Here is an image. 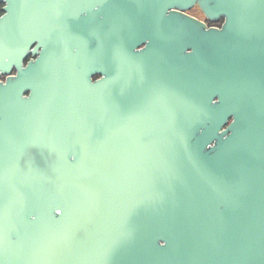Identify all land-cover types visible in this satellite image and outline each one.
I'll list each match as a JSON object with an SVG mask.
<instances>
[{
    "label": "water",
    "instance_id": "1",
    "mask_svg": "<svg viewBox=\"0 0 264 264\" xmlns=\"http://www.w3.org/2000/svg\"><path fill=\"white\" fill-rule=\"evenodd\" d=\"M0 4V264H264V0Z\"/></svg>",
    "mask_w": 264,
    "mask_h": 264
},
{
    "label": "flooded vegetation",
    "instance_id": "2",
    "mask_svg": "<svg viewBox=\"0 0 264 264\" xmlns=\"http://www.w3.org/2000/svg\"><path fill=\"white\" fill-rule=\"evenodd\" d=\"M3 6V4H0V15L3 14V11L1 10V7ZM187 13L193 17H196L199 20H202L206 23L207 26H215V27H219L221 25V20L216 22V23H211L209 22L205 16L203 15V13L200 11V9L197 6H194L193 8H191L189 11H187ZM28 60V59H27ZM26 60V61H27ZM3 79V78H2Z\"/></svg>",
    "mask_w": 264,
    "mask_h": 264
}]
</instances>
